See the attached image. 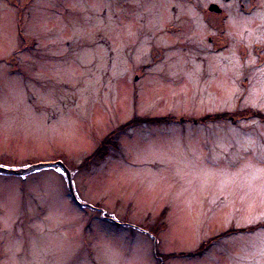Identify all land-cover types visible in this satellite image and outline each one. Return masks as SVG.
<instances>
[{"label":"rangeland","instance_id":"rangeland-1","mask_svg":"<svg viewBox=\"0 0 264 264\" xmlns=\"http://www.w3.org/2000/svg\"><path fill=\"white\" fill-rule=\"evenodd\" d=\"M55 160L94 207L0 173V264H264V0H0V165Z\"/></svg>","mask_w":264,"mask_h":264},{"label":"water","instance_id":"water-1","mask_svg":"<svg viewBox=\"0 0 264 264\" xmlns=\"http://www.w3.org/2000/svg\"><path fill=\"white\" fill-rule=\"evenodd\" d=\"M209 10L220 11V7L217 4L211 3L209 5ZM49 166H60L62 168V170L64 171V174H65V177H66L67 185H68V188L70 190L71 196L76 201V203H78L79 205H86V206L94 207V206L90 205L89 203L80 201L76 197V194H75L74 188H73L71 171L60 160H55V161H51V162H39V163L29 164V165L22 166V167H6V166L0 165V172L4 173V174L26 175L32 171H36L40 168L49 167ZM101 213L103 214L102 209H101Z\"/></svg>","mask_w":264,"mask_h":264},{"label":"trees","instance_id":"trees-1","mask_svg":"<svg viewBox=\"0 0 264 264\" xmlns=\"http://www.w3.org/2000/svg\"><path fill=\"white\" fill-rule=\"evenodd\" d=\"M172 116L173 115H170V116H167V117H165V116L158 117V119L156 121H150L145 116H141L140 118H135V116H134L133 118L128 119V121L123 123L120 127L121 128L131 127L133 124H136V123H146V122L149 123V122L168 121V120H171V118H173ZM188 118L191 119V121L193 120L194 122H196V121L200 122V121H204V120H209V119L212 118V116L211 115H207V114H203L198 119H192L193 117H188ZM97 151H98V149L93 151L92 153H90L88 156H86L85 160L82 162V165H85L86 162L90 161L93 158L92 156H94L97 153ZM104 154H105V151L103 150L101 152V155H104Z\"/></svg>","mask_w":264,"mask_h":264},{"label":"flooded vegetation","instance_id":"flooded-vegetation-1","mask_svg":"<svg viewBox=\"0 0 264 264\" xmlns=\"http://www.w3.org/2000/svg\"><path fill=\"white\" fill-rule=\"evenodd\" d=\"M184 117V116H183ZM1 173V172H0ZM72 181H73V179H72ZM67 187H68V185H67ZM73 188H74V186H73ZM69 189V188H68ZM75 192V191H74ZM69 193H70V190H69ZM76 194V193H75ZM70 195H71V193H70ZM72 197V196H71ZM77 197V196H76ZM78 198V197H77ZM3 210V208L2 207H0V220H1V216L3 217V212H1ZM1 223H0V228H1ZM2 228L3 229H5V227L4 226H2ZM6 230V229H5ZM5 230H3V231H5ZM0 260H1V258H0Z\"/></svg>","mask_w":264,"mask_h":264},{"label":"bare ground","instance_id":"bare-ground-1","mask_svg":"<svg viewBox=\"0 0 264 264\" xmlns=\"http://www.w3.org/2000/svg\"><path fill=\"white\" fill-rule=\"evenodd\" d=\"M246 160H247V159L245 158V159H244V161H245V164H243L244 162H243V163L241 162V163H242V165L248 166V165H247V161H246ZM248 161H249V160H248Z\"/></svg>","mask_w":264,"mask_h":264}]
</instances>
